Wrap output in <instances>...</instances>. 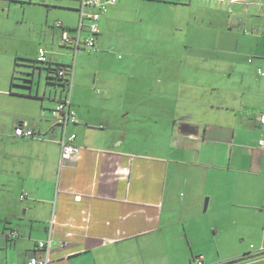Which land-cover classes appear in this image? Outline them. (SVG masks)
Masks as SVG:
<instances>
[{
    "label": "crops",
    "instance_id": "obj_1",
    "mask_svg": "<svg viewBox=\"0 0 264 264\" xmlns=\"http://www.w3.org/2000/svg\"><path fill=\"white\" fill-rule=\"evenodd\" d=\"M49 2L0 0V264H264V0H116L90 52L54 27L78 26L79 0ZM39 48L72 65L69 159L61 87L20 78Z\"/></svg>",
    "mask_w": 264,
    "mask_h": 264
},
{
    "label": "built area",
    "instance_id": "obj_2",
    "mask_svg": "<svg viewBox=\"0 0 264 264\" xmlns=\"http://www.w3.org/2000/svg\"><path fill=\"white\" fill-rule=\"evenodd\" d=\"M115 2L116 0H79V23L77 27L68 29L59 21L54 23V27L58 30L59 44L73 49L83 47L89 52L94 51L101 13L108 5H112ZM46 58L44 49L39 48L38 59L43 61ZM257 74L264 76V69L258 68ZM51 117L53 118L51 128L60 132L58 142L61 148V159H69L77 154L79 147L74 143L75 134L66 132V126L69 122L76 123L78 121L67 97L57 101L56 105L51 109ZM257 119L260 124H264V111ZM13 134L17 137H34L36 130L28 122L19 121L14 126ZM257 145L264 150V136L258 139ZM23 196H25V193L20 195L21 198ZM17 235V230L13 229L8 232V236L11 238ZM38 246L43 247L44 242H39ZM27 264H47V258L39 259L36 256H32L27 261ZM194 264H203L201 257H196Z\"/></svg>",
    "mask_w": 264,
    "mask_h": 264
},
{
    "label": "trees",
    "instance_id": "obj_3",
    "mask_svg": "<svg viewBox=\"0 0 264 264\" xmlns=\"http://www.w3.org/2000/svg\"><path fill=\"white\" fill-rule=\"evenodd\" d=\"M18 59V58H17ZM23 65L28 68V70L23 73V76L20 78L27 83H31L35 78V70H40V72H44V79L46 83L50 85H57L61 87L62 93H64L65 97L69 91L70 84V74L71 67L70 64H62L56 61H53L50 57H47L45 60L41 61L37 59H23ZM12 78H18V76H12ZM64 97V98H65ZM59 101V100H58ZM51 114V110H50ZM52 121L53 118L51 117ZM196 257L191 258V264H194V260ZM246 258H239L230 260L221 264H232L233 262L245 260Z\"/></svg>",
    "mask_w": 264,
    "mask_h": 264
},
{
    "label": "rangeland",
    "instance_id": "obj_4",
    "mask_svg": "<svg viewBox=\"0 0 264 264\" xmlns=\"http://www.w3.org/2000/svg\"><path fill=\"white\" fill-rule=\"evenodd\" d=\"M36 1H37V3L39 2L40 4H41V2H45L47 5H48V3H50L49 2L50 0H36ZM49 5H53V4H49ZM49 7L52 8V6H49ZM42 8H44V7H42ZM42 10H43V12H42L40 21L42 23L41 25H44L45 26V24L43 23V21H44V9H42ZM55 18H56V16H54L52 14L49 15V18L47 20V24L46 25H49V23L52 22ZM38 27H39V25H38ZM202 31L203 32H206V31H204V28L202 29ZM71 63H73V61ZM22 68H24V67H22ZM256 72H257V70H256ZM16 75H18V74H16ZM37 77H38V75L36 74L35 75V81H37ZM40 78H41V83L43 84L44 83L43 82L44 81V75L42 74L40 76ZM91 84L92 83H90L89 85H91ZM127 122H130V120H128ZM124 123L125 122L122 121L121 126ZM1 162L2 161H0V166H1ZM0 169H1V167H0ZM205 214H207V213H206V211H203V207H202V213H201V215H205ZM202 230L203 231H200V234H199V236L197 237V240H196L197 241V244L196 245H198L197 246L198 248L208 247V249L210 250V249H215V245L216 246H219V244H220V236H216V239H215L212 230L208 231V229H205V228L202 229ZM255 233L257 234L258 232H253L252 234L254 235ZM240 234H241V231L240 230L239 231H236V230L235 231H231L229 233V235H231L232 237H236L237 235H240ZM205 238H208V240H204ZM238 243H240V242L238 241ZM220 248L222 249V246H220Z\"/></svg>",
    "mask_w": 264,
    "mask_h": 264
},
{
    "label": "water",
    "instance_id": "obj_5",
    "mask_svg": "<svg viewBox=\"0 0 264 264\" xmlns=\"http://www.w3.org/2000/svg\"><path fill=\"white\" fill-rule=\"evenodd\" d=\"M206 203H207V200H205V202H204V209H205Z\"/></svg>",
    "mask_w": 264,
    "mask_h": 264
}]
</instances>
